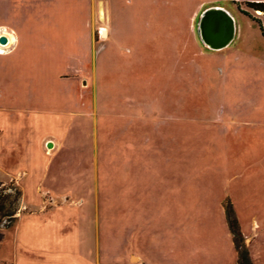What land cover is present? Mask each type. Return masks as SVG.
<instances>
[{
  "label": "rangeland",
  "instance_id": "obj_1",
  "mask_svg": "<svg viewBox=\"0 0 264 264\" xmlns=\"http://www.w3.org/2000/svg\"><path fill=\"white\" fill-rule=\"evenodd\" d=\"M246 1L71 0L1 54L0 264L33 242L40 264H236L229 208L264 264V37L236 4L264 19ZM214 7L236 25L218 51L197 33ZM54 202L38 237L3 217Z\"/></svg>",
  "mask_w": 264,
  "mask_h": 264
},
{
  "label": "crops",
  "instance_id": "obj_2",
  "mask_svg": "<svg viewBox=\"0 0 264 264\" xmlns=\"http://www.w3.org/2000/svg\"><path fill=\"white\" fill-rule=\"evenodd\" d=\"M258 1L264 2V0H247L246 2ZM67 3L68 5H66ZM75 4H77V2H75ZM60 5H64L63 7L68 6V9H71V0H0V36L4 35L8 40L7 45L4 46L5 48H2V50L0 49V51H2V53H0V58L3 52H7V49L12 48L18 43L25 42L28 36H33L38 33L43 24V22H41L42 20H59L61 17L70 16L71 13L68 15H61L59 10L58 12L56 11V9L60 8ZM102 27V30H105L106 36H108V28L105 26ZM1 46L2 45H0V47ZM59 206L60 204L55 202L53 205L45 203L35 208L23 204L20 210L21 212L16 214L15 221L9 230L14 231L19 228V222L25 217L24 219L28 220L31 226V234L37 236V234L44 232L42 231L44 225H40L37 219H42L47 211L54 207L58 208ZM49 226L47 227L48 231L52 233L55 226L51 225L50 228ZM27 248L33 251L29 254L35 258V260L29 258L27 264H40L38 260H41L42 256L38 252V250H40L39 246L33 242L32 246L27 245L26 249Z\"/></svg>",
  "mask_w": 264,
  "mask_h": 264
},
{
  "label": "water",
  "instance_id": "obj_3",
  "mask_svg": "<svg viewBox=\"0 0 264 264\" xmlns=\"http://www.w3.org/2000/svg\"><path fill=\"white\" fill-rule=\"evenodd\" d=\"M102 31V36H106V31ZM197 33L205 47L218 51L232 43L236 35V25L228 11L219 7L209 8L200 16ZM7 43L6 36H0V45L5 46Z\"/></svg>",
  "mask_w": 264,
  "mask_h": 264
},
{
  "label": "trees",
  "instance_id": "obj_4",
  "mask_svg": "<svg viewBox=\"0 0 264 264\" xmlns=\"http://www.w3.org/2000/svg\"><path fill=\"white\" fill-rule=\"evenodd\" d=\"M237 8L240 11V13H242L244 16H247L248 18H250L252 21H254L258 27L259 30L261 32V35L264 37V26L263 23L261 21V19L259 18H253V16H251V14L247 11L241 8L242 4L237 3ZM244 5L248 8L251 9L255 12H260L262 13L263 17H264V2H245ZM14 184H10L8 188L13 189ZM6 191V189L4 188V184L2 182H0V193ZM15 201H17L18 198H20V192L18 190H16L15 188ZM5 198V197H4ZM3 197L0 196V212H3L5 207L3 205ZM15 216V212L10 214V213H4L3 217H7L9 219H15L13 218ZM227 220L230 226V232L232 235V240H233V244L237 253V262L236 264H253L251 257H250V253L248 251L247 245L245 243V239L243 237V235L240 232V228H239V224L238 221L236 219V217L234 216L233 211L229 208V210L227 211ZM1 224V222H0Z\"/></svg>",
  "mask_w": 264,
  "mask_h": 264
},
{
  "label": "built area",
  "instance_id": "obj_5",
  "mask_svg": "<svg viewBox=\"0 0 264 264\" xmlns=\"http://www.w3.org/2000/svg\"><path fill=\"white\" fill-rule=\"evenodd\" d=\"M256 14L258 15V16H261V17H263V15H262V13H258V12H256ZM263 19H264V17H263Z\"/></svg>",
  "mask_w": 264,
  "mask_h": 264
},
{
  "label": "bare ground",
  "instance_id": "obj_6",
  "mask_svg": "<svg viewBox=\"0 0 264 264\" xmlns=\"http://www.w3.org/2000/svg\"><path fill=\"white\" fill-rule=\"evenodd\" d=\"M259 13V12H258ZM103 32V31H102ZM2 50V48H0ZM0 53H2V51H0Z\"/></svg>",
  "mask_w": 264,
  "mask_h": 264
}]
</instances>
